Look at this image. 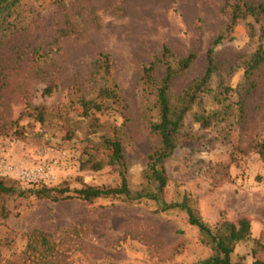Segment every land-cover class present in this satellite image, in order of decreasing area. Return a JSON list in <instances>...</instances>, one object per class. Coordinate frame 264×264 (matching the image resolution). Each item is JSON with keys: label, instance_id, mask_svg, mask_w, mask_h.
<instances>
[{"label": "rangeland", "instance_id": "obj_1", "mask_svg": "<svg viewBox=\"0 0 264 264\" xmlns=\"http://www.w3.org/2000/svg\"><path fill=\"white\" fill-rule=\"evenodd\" d=\"M237 4L264 0H19L0 31V178L22 191L115 188L118 173L97 145L107 137L122 145L129 191L154 193L146 173L160 147L152 127L164 61L176 69L193 55L167 91L172 112L186 111L163 162L168 181L159 201L186 198L210 228L248 219L250 236L236 244L232 262H264V164L255 149L264 137V63L249 68L264 48V15L242 11L232 25ZM210 49L215 72L192 96ZM48 83L54 92L43 97ZM106 89L114 95L101 94ZM88 159L105 165L82 168ZM160 204L0 195V264H201L212 251L198 229L184 211ZM36 231L48 234L57 257L40 258L29 237Z\"/></svg>", "mask_w": 264, "mask_h": 264}, {"label": "trees", "instance_id": "obj_2", "mask_svg": "<svg viewBox=\"0 0 264 264\" xmlns=\"http://www.w3.org/2000/svg\"><path fill=\"white\" fill-rule=\"evenodd\" d=\"M19 0H0V31L6 30L10 27V23L8 19L11 15L13 8L18 4ZM244 11L245 15L250 14L252 16L255 15H264V6L262 4L259 5H239L237 4L234 7V11L231 16V24H235V22L239 19V13ZM262 37H264V30H262ZM221 39L218 38L215 41V44L220 43ZM167 53V49L164 48V54ZM213 49L208 50L207 52V66L203 77L199 80V82L195 85V91L192 96L195 95L196 91H199L201 86L208 82L210 76L215 72V63L213 59ZM106 61L107 57L103 56ZM165 59V55L163 57ZM194 56L190 55L179 61L178 67L176 69L172 68L167 61H164L165 64V75L161 81V85L156 91V103L159 111V123L155 124L152 127V130L157 134L159 138L160 147L157 151L152 153L148 158V170L146 176L148 180L153 184L154 193L145 194V193H135L132 194L127 186V182L125 179L124 171H125V163L123 156L122 145H120V141L117 139H109L107 137L100 138L97 143L98 146L103 148L105 151L107 150L108 154H106V164L113 168L119 176L120 183L115 188L110 187H96V186H83L80 189L73 190L71 194L68 195L67 189H57V188H47L41 187L38 189H29V190H17L4 179L0 178V195L7 196H17V197H30L37 200L47 199L52 202L66 201V200H77L86 204H91L93 201L97 199H105V198H118L126 203H131L132 201L139 200L143 197H147L152 201H156L161 205V210H173L178 209L184 211L187 216V222L189 225L194 226L198 229L200 236L202 238V242L210 248L211 255L203 260L201 264H243L242 262H232L231 255L235 250L236 244L244 242L248 240L250 236V221L246 218H239L234 222L223 221L221 223L216 224L213 228L207 226L202 220L197 216L196 212L189 204L188 200L184 198L181 202L175 203H163L159 201V196H162L165 187L167 186L168 177L165 173V169L163 167V162L173 154L176 148V136L178 130L181 126V121L183 115L185 114L186 109H183L179 113H174L171 110V106L169 104L168 98V90L170 87L171 80L173 77L181 71L186 70ZM264 63V48L258 47V50L254 53L250 70L257 68L259 65ZM152 69V65L149 68L145 69V72H149ZM54 84L48 83L46 87L42 89L40 95L43 97H50L54 92ZM104 96L112 97L114 95L112 90L106 89L102 91ZM94 108H98L96 105ZM34 118L42 123L44 121V109L36 107L33 109ZM84 115H88V107L87 105L83 106ZM199 120L202 124L209 125L210 118L201 115ZM18 137H23L24 133L20 130L15 133ZM257 153L261 161L264 164V137L260 142H258L255 146ZM104 161H94L87 160L84 164L81 165L82 168L88 165L93 170H100L105 165ZM86 164V165H85ZM59 196V197H56ZM5 208H0V216H6L4 212ZM34 237L37 240L39 246L34 249L38 251L39 248L42 254L40 256H58L59 251L54 242H50L48 234L43 232H33L29 236ZM29 248V246H28ZM263 247L258 246V248L253 249L252 256L258 253V250H262ZM52 254V255H51ZM252 264H264V262L254 260Z\"/></svg>", "mask_w": 264, "mask_h": 264}]
</instances>
